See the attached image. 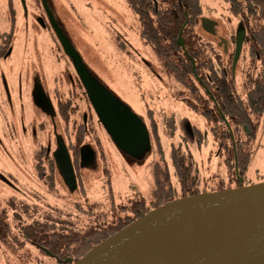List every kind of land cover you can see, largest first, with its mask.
Instances as JSON below:
<instances>
[{
  "label": "flooded vegetation",
  "instance_id": "flooded-vegetation-1",
  "mask_svg": "<svg viewBox=\"0 0 264 264\" xmlns=\"http://www.w3.org/2000/svg\"><path fill=\"white\" fill-rule=\"evenodd\" d=\"M143 1L149 3L148 9L155 7L156 12L163 10L159 0ZM85 2L87 10L94 9L95 1ZM224 3L228 4L225 8L236 15L239 25H243L246 31L235 67L237 29H233L227 39L220 36L219 21L204 12L201 0V11L195 16L187 14L188 20L184 24H196L210 38L195 32L196 36L192 27H188L182 39L181 51L167 58L169 67L158 56L148 60L136 52L145 64L144 68L153 71L154 77L164 85L170 86L173 80L178 83L172 70L182 71L183 75L188 76L189 82L182 86L187 95L184 96L185 92L182 91L179 97L169 100L166 93L161 95L152 84L147 87L149 93L145 89L147 95L141 96L153 151L152 164L148 170L150 196L145 197L134 191L135 196L128 198L129 202L123 208L125 216L116 221H110L95 200L89 202L87 192L81 199L76 196V207L81 209L84 208L83 204H88L94 208L91 215L78 212L74 217H69L77 221L85 217L88 221L87 224H81V230L79 221L76 224L78 229L73 231L106 234L115 229L120 221L137 220L143 213L172 201L264 182L263 176L256 177L264 172V156L258 158L257 151L252 153L250 150V143L264 133H261L264 130V112L250 113L254 106L260 105L261 94L255 95V92L260 87L257 84L264 80V65L251 85H247V81L241 84L237 82L244 48L249 51L252 61H264L260 31L250 27L254 22L249 20L248 14V11H257L258 7L248 0H224ZM70 5L75 7L72 3ZM209 7L214 12L220 10L216 9L218 6ZM48 17L41 0H0V177L8 180L5 182L0 178V182L19 194L22 188L29 189L30 195L27 196L31 198V203H21L12 198L9 203L13 212L11 218L8 209L1 206L0 198V248L8 244L19 247V234L14 231L20 232L26 244L34 247L24 234L32 235L34 229L19 228L16 219L25 204L28 211L34 210L31 205L36 206L37 199L51 206L53 203L48 196L51 194L50 189L56 192L63 190L71 197L84 188L85 174L95 175V171L103 170V177L107 176V185L114 196L113 169L107 162L102 144L100 149L95 148L94 133L89 131V126L95 125L97 116L80 77L70 62L68 69L65 67L61 72L62 80H54L59 86L63 83L67 91L60 87L52 90L45 76L40 49L44 38H49L65 55ZM151 19L154 22V18ZM227 83L230 85L227 86ZM75 94H80L85 100L87 111L83 114L80 113ZM65 111L70 119L73 114H80L82 122L73 126H76L75 131H69L71 120L68 122V117L65 118ZM162 120L165 131L163 128L158 130L159 121ZM96 134L100 138L99 133ZM59 142L68 149L77 180L76 187L68 181L66 168L58 167ZM28 148L36 152L33 164L29 161ZM9 149L16 155V160ZM4 164L6 168H3ZM258 165H261V169ZM37 179H43V184ZM160 202L162 204L155 207ZM50 257L59 264L73 263V258L69 256L59 258L52 254Z\"/></svg>",
  "mask_w": 264,
  "mask_h": 264
},
{
  "label": "rangeland",
  "instance_id": "rangeland-1",
  "mask_svg": "<svg viewBox=\"0 0 264 264\" xmlns=\"http://www.w3.org/2000/svg\"><path fill=\"white\" fill-rule=\"evenodd\" d=\"M92 1H95L94 9L87 10L84 6L86 5L85 0H60L62 3L60 13L63 14V22L61 24H64L65 35L69 39L73 40V35L80 43L83 41V56H81L84 64L90 69L91 73L103 87L126 102L136 115L145 122H147V117L145 111L142 109L140 100L142 94L147 95L146 91H144L145 89L148 91L147 87L153 84L155 91L161 93V95L166 93L169 100L179 97L182 91L185 92L184 96L187 95V92L182 87L183 85L177 83L175 80L170 82V86L164 85L160 80L154 77L153 71L144 68L145 64L142 63V59L140 56L136 55V52H139L148 60H154L157 56L141 38L140 23L129 9L128 0H91V2ZM201 1L204 12L211 14L210 16L219 21L220 36L226 39L229 38L232 30L238 28L239 22L236 15L232 14L229 8H225L228 4L224 3V0L223 2L221 0ZM78 2L82 3L77 4ZM70 3L75 7H72ZM209 6H218L216 9L220 10L215 9L216 11L214 12V9L212 10ZM249 20L254 22V24L250 25L252 29L257 31L264 30V17H262V15L258 14L251 16L249 14ZM195 25L196 24H192L191 26L194 30V35H196L195 32H197L199 36L210 38L201 28L199 29L197 25ZM78 37H82L83 39L80 40ZM40 49L42 50V60L44 63L43 70L45 76L48 78L50 88L54 90L60 87L62 90L67 91V88L63 87V83L59 86L57 83H54V80H60L62 70L68 69V62H70L68 57L63 55L59 47L49 40V38H44L40 44ZM79 53L81 54L80 51ZM262 65H264V61H252L249 51L244 48L242 52V62L237 73L238 84L247 81V85H251L253 79L258 77ZM75 98L80 113L83 114L87 111L85 100L80 94H75ZM164 104L166 105V102ZM178 110H181V108H178ZM79 115L80 114H73L71 119L68 117V122L71 120V125L69 124L68 126L70 132L75 131L76 126L81 124L82 121L79 119ZM97 119L95 125L92 124L89 126V131L94 133L95 148L97 147L100 149L99 147H101L100 145L102 144L103 151L107 154V162L111 165L110 168L113 169L112 182L114 186V196L110 193V189L107 185V176L106 178L103 177V170L95 171V175L85 174L84 188L86 190L85 192L88 194L86 196L89 197V202L95 200L96 203L100 204L98 206L100 207L99 209H103V212L107 214V218L110 221H116L125 216L123 208L129 202L127 199L135 196L134 191L140 192L145 197L150 196L149 186H151V182L148 176V170H150L152 164L153 151L151 142L149 141L137 146H122L117 144L111 140L104 125H99ZM162 122L163 125H161ZM75 124L76 126L73 127ZM154 127L155 126H152V128ZM161 128L165 131L164 120L159 121L158 130L160 131ZM262 132H264V130H262L261 133ZM96 133H99L100 138H98ZM29 148L27 154L29 161L33 164V156L36 152H34V149ZM0 149L2 152L1 147ZM250 150L252 153L256 150L258 158L264 156V133L263 136H260L255 142L250 143ZM9 152L16 160L17 157L14 152L10 149ZM99 157L101 160V156ZM8 165L11 166L10 164ZM6 167L7 166L4 164L3 168ZM258 168L261 169V165H258ZM0 170L2 169L0 168ZM14 172H16V170ZM262 176L264 177V172L260 173V175L257 174L256 177ZM37 180L41 184L44 182L43 179ZM41 191L46 192L42 189ZM50 191L51 194H48V196L50 198L49 201L53 203L51 206L60 207V209L65 212H71L68 216L74 217L78 212L86 215L92 214V209L94 208V206L92 208V205L83 204L84 208L81 209L78 206V208L75 207V197L78 196L81 199L84 196L81 189L71 197L63 190L56 192L50 189ZM27 195H30V191L27 188H22L19 194L0 182L1 206L8 209L10 218L13 214L11 206L9 205L10 201L13 200L12 198L21 203H27L31 201L30 196ZM37 202L42 206L31 205L34 207V210L29 208V216H31L33 220L36 218L41 222L50 219L48 218L49 212L46 211L44 207L47 203L41 200L39 201V199H37L36 203ZM26 206L25 204V206L21 208L23 210L20 211L21 213L24 212L25 214L28 211ZM51 206L49 207L50 209H52ZM75 209L78 212H76ZM61 215L65 214L61 213ZM78 219L80 221L79 230H81V224H87L88 221L85 217H80ZM79 221H77L76 224ZM23 222L22 220V223L18 224L21 229L27 224ZM27 222L29 224L32 221L29 218ZM30 227L34 228V223L30 224ZM83 227L86 226L83 225ZM76 229H78V227ZM15 232L19 234V247H12L11 244H8L4 246V248H0V264H59L53 257L45 253L41 254L35 246L32 247L26 243L22 245L24 239L21 233L18 231H14V233Z\"/></svg>",
  "mask_w": 264,
  "mask_h": 264
},
{
  "label": "water",
  "instance_id": "water-1",
  "mask_svg": "<svg viewBox=\"0 0 264 264\" xmlns=\"http://www.w3.org/2000/svg\"><path fill=\"white\" fill-rule=\"evenodd\" d=\"M41 1L62 51L80 77L99 125L103 124L111 140L119 145L150 142L146 122L103 87L84 64L83 41L65 35L60 0ZM245 37V28L240 24L236 30L234 67ZM179 43L183 46L181 36ZM58 149V167L66 168L68 181L76 187L68 149L62 142ZM0 178L8 182L5 177ZM72 264H264V182L163 204L143 213Z\"/></svg>",
  "mask_w": 264,
  "mask_h": 264
},
{
  "label": "trees",
  "instance_id": "trees-1",
  "mask_svg": "<svg viewBox=\"0 0 264 264\" xmlns=\"http://www.w3.org/2000/svg\"><path fill=\"white\" fill-rule=\"evenodd\" d=\"M248 1L250 4L257 5L258 7V11H248V14L251 16L259 14L264 17V0ZM148 4L149 3H145L143 0H128L129 9L140 22V35L142 39L149 45L156 56L164 59V64L169 67V60H167V58H169L172 54L181 51V46L178 40L179 36L181 35L183 39L184 35L188 31V27L192 26V24H184L186 20H188L187 14L195 16L201 11L199 7V0H159V4L162 6L160 8H163V10H159L158 12H156L155 7L153 9H148ZM191 9L192 12L190 11ZM187 10L188 13H186ZM236 14L239 13L236 12ZM151 17L154 18V22ZM260 37L262 38L261 42L264 46V30L260 31ZM171 72L174 73V77L178 80L179 84L185 85L189 82V77L183 75L182 71L176 72L175 70H172ZM226 85L228 86L230 83H227ZM257 85L260 87L256 90L255 95L259 93L262 98L260 105L258 104L257 107L253 105L254 108L250 110L251 114H260V112H264V80L259 82ZM64 116L67 118L68 112L65 111ZM159 148L162 150L161 146H159ZM81 191L85 196V188L82 187ZM161 202L155 204V207L162 204ZM36 205L42 206L41 204H38V202ZM44 207L46 208V211L49 212L48 218L50 219H46V221L42 222L36 218L33 220V218L29 216L30 212L27 211L25 214L24 212H20L21 215L17 216L16 222L19 224L22 223L23 220L27 223L25 224L26 226H24L27 228L26 230H30L33 227L28 228L27 220L29 218L31 219L32 222L29 223V226L34 223V231H32V235H29L26 232L24 234L33 242L35 248L41 254L45 253L44 249H47L49 253H52L59 258H65L66 256L72 257L73 262L79 260L93 247L108 239L111 235L117 233L135 220L133 218L128 221H120V224H118L115 229L110 230L106 234H96L92 231L89 233L75 232L73 230L77 228V220L69 219L70 216H68V214L71 212H65L62 211L60 207L52 206V209L49 210L48 208L50 206L48 204ZM76 212L78 211L76 210ZM61 213H64L65 215H61ZM71 226L73 228H70ZM7 235L4 236L5 241L7 240ZM25 243L27 242L24 241L22 245Z\"/></svg>",
  "mask_w": 264,
  "mask_h": 264
}]
</instances>
